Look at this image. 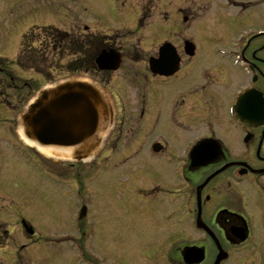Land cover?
<instances>
[{"label": "flooded vegetation", "instance_id": "obj_1", "mask_svg": "<svg viewBox=\"0 0 264 264\" xmlns=\"http://www.w3.org/2000/svg\"><path fill=\"white\" fill-rule=\"evenodd\" d=\"M27 1L4 0L7 9L19 5V10L15 9L14 15H11L14 16L12 17L14 21L34 24L29 27L28 32L21 34L22 44L19 49L25 50L29 45L27 48L32 52L41 49L44 53L51 51L53 54L63 55V29L59 34L47 36V26L35 25L40 18L50 13L55 17L59 13L57 18L63 21V2L57 5V9H50L51 4H48L50 0H40V5L36 4V0H29L26 3ZM155 1L160 18L171 22L172 36L178 41L195 40L192 30L196 25L202 29L204 38H218L220 41L210 48L211 57L216 61L210 68L196 74L194 67L199 50L196 43L193 56L186 55L185 49L178 47L181 56L180 69L172 76L154 75L144 67L139 82L141 84L139 117L142 127L138 133H135V128H124L121 125L126 123L121 122L120 113H117L114 134L117 131L128 132L133 139L139 135L142 154L149 157L152 162L142 163L138 167L146 174V179H151L146 184L149 189L144 190V199L147 194H154L159 197L152 199L153 207L159 204L161 199L162 203L175 205L171 210L156 216L151 211L152 205L147 206L150 210L141 212V219L148 225L149 222L157 225L164 221L178 227L179 213L184 210L182 219L186 218L185 214L190 216L188 222L192 227L189 225L188 233L195 237L193 242L186 243L204 250L203 258L196 264H213L217 256L216 246L204 230L197 228L196 219L200 218L213 229L225 249L228 245L233 246L227 238L231 230L246 228L250 235L252 234L250 215L240 208H235V200L242 195L236 189L241 188L245 193H250L251 189L258 190L264 187V173L255 175L249 170V166L264 170V124L261 125L260 122L262 118L252 101L238 110L235 108L238 97L249 89L262 92L264 97V0ZM181 29L183 31H180ZM13 40L10 31L1 34L0 51L8 48ZM83 41L84 37L81 36L78 44L83 46ZM175 44L177 46L178 42L175 41ZM108 46L118 47L125 55L127 54L125 46L129 45L123 44V41L119 43L114 41L112 44L109 39L104 38L101 47ZM99 48L97 46V49ZM159 90H163L162 95ZM150 112L155 114L154 118ZM201 114L209 116L204 119ZM243 119L250 121L246 122ZM161 127L167 129L165 131L167 133L160 132ZM170 133L173 134L174 142H170ZM201 141L217 144L218 154L209 162L206 160V163L210 164L196 169L190 164L194 161L191 150ZM155 143L161 144L159 152L153 150ZM235 151L241 152L235 154ZM146 160L148 161V158ZM163 161L165 163H157ZM226 163H246L247 166H232L216 174L202 189L199 199L196 192L198 185ZM47 166L51 167L49 164ZM164 171L167 175L154 178L148 175L149 172L162 174ZM130 180L128 176L127 182ZM154 181L162 184L152 188L151 183ZM185 183L189 184L181 185ZM9 187L3 181L0 183V264H52L48 254L53 249L48 245L49 241L21 214L19 205L14 206V202L8 201L5 197ZM185 194H188V204L183 207L182 200L180 205L178 203L179 195L185 197ZM216 196L223 201L219 207L214 201ZM212 206H216L217 209L213 211ZM142 207L146 206L137 204L136 210L139 211ZM212 214L211 220L206 221L205 217L208 219ZM8 219H11V223H8ZM262 232L264 233V230ZM178 248L179 244H175L171 249L172 255L170 251L165 257H152L150 264H185L178 253ZM37 253L40 256H37ZM60 258L63 264V250ZM245 263L246 261L238 264ZM261 263L262 261H259L257 264ZM89 264L106 263L94 258Z\"/></svg>", "mask_w": 264, "mask_h": 264}, {"label": "rangeland", "instance_id": "obj_2", "mask_svg": "<svg viewBox=\"0 0 264 264\" xmlns=\"http://www.w3.org/2000/svg\"><path fill=\"white\" fill-rule=\"evenodd\" d=\"M56 1L52 2L50 0V3H48L51 4L50 9L57 8L59 3ZM61 1L63 2V21L61 22L60 19H57L60 21V25L63 26V33L71 32V36L74 39L81 35L84 26L87 24H89V30L92 33L109 34L110 36L112 35L109 37L112 39H114L113 37H124V34L128 30H124L123 28H132L133 23H137L140 7L143 11V18L148 17L146 21L149 19L157 21L159 19L157 1L155 0H76L77 3H75V0ZM145 1H148L147 5ZM3 2L4 0H0V33L13 29V27H18L21 23L18 20L14 21V18H12L14 16H11L14 15L15 9L19 10V5L12 6L13 9L6 8L3 10ZM28 2L29 0L26 3ZM36 4L40 5L41 1L36 0ZM66 9L67 11H65ZM11 10L12 13H10ZM8 15L11 16V19L7 18ZM52 15L50 13L45 17L43 16L39 19V22H55L56 17ZM74 17H77V19L74 20ZM143 23L145 24V22ZM30 25L32 26V23H24L22 29H19L18 32L26 30ZM160 25L162 31L169 30V27L164 23ZM244 25L250 26V24ZM146 32L147 38L145 39L148 40L147 42L150 45H154L158 40L163 38L159 32L158 24H153L151 27L149 25ZM192 34L199 46L194 67L195 73L198 74L202 70L210 68V65L216 61L211 57L210 48L220 40L218 38H204L199 25L194 27ZM124 40H127V37ZM131 40L130 46H125L126 59L123 61L120 69L115 72L101 73L93 67L92 63H89L87 64L88 66L84 67V70L88 67H93L94 70H89L88 73L70 74L64 68V65L70 59L66 56L68 54L63 53V58H59L61 56L58 57L55 54L53 55L56 57L58 65L63 66V69L53 70L49 79L52 82H59L76 74L75 76L84 77L95 82V84L100 82L102 86L106 85L105 87L109 91L120 97H124L128 114L127 129L135 128V133H138L139 128L142 127L141 118L138 113L140 112V87L138 83L139 77H135L134 74L147 65L146 61L150 57L149 55L155 54L159 45L152 50L151 54H148L143 52L142 48L140 52L137 50L140 48L137 37L134 36ZM123 43H128V40L123 41ZM136 50L137 52L135 53ZM16 55L17 51L12 48L3 50L0 53L1 58L10 60L15 59ZM84 55L88 57L87 54ZM18 72L20 71H13L14 77L9 76L8 79L5 77L3 80H0V83H5L4 86L0 87V115L3 117V120H7V122L3 121L0 124V183L3 181V183H8V185L10 183L19 184V186L9 187L11 194L9 195L10 192L7 191L6 198L8 201H10V197L13 201L17 199L28 201L29 205L21 208V212L45 238L63 237V243H57L60 247L63 245V259H67L63 264H82L80 261L77 262L78 256L75 251L77 244L71 246L76 238H80L70 227V220L76 216L78 212L77 208L81 205L77 202L79 200L74 198L78 193L85 195L84 199L88 200L86 202L91 209L89 221L92 219L90 228L93 230L94 240L86 250L88 257L90 256L92 260L97 258L106 264H150L152 257H165L175 244L194 241L195 237L188 233L190 230L188 222L190 216L187 214H185L186 218L184 220L180 217L183 221L181 220L182 225H178V227L173 226L171 222L164 221H160L157 225L154 222H149L150 225H148L141 219L140 213L147 211V209L150 210L147 206L152 200L145 201L144 190L149 189L146 184L151 179H146V174L140 168L134 167L138 166L139 163L152 162L149 160V157L144 154L140 155L139 150H136L140 145L139 135L136 134L137 136L133 139L130 134L128 135V132H125L121 137L120 150L110 163L99 162L98 160L101 159L99 157V159L91 163L86 162L80 166L78 164L70 165V162L46 158L42 156L43 154L41 155L40 152H37L36 149L27 146L22 140H19L20 136L19 134L16 136V134L20 130V125L18 124L20 114L26 109L27 104L38 92L37 90L41 88L42 84L35 80V78L30 79V77H34L32 72L26 73L27 79L23 78ZM0 76L4 75L0 74ZM20 77L23 79H19ZM162 91L159 90L158 92L162 95ZM162 109L164 108L162 107ZM151 115L154 118L155 114L151 113ZM208 116V114H201V117L204 119L208 118ZM148 119L150 120V116ZM165 131L167 129L160 128V132ZM10 132L14 134L10 135ZM112 134H114V129L109 134L110 136H108V142L111 141ZM170 136V142H174L173 134L170 133ZM131 139L135 140L136 144L129 147ZM109 146L106 147L105 154ZM25 148L33 150L35 156L31 155L32 153ZM240 152L235 151V154ZM243 153L248 154L247 152ZM125 156L130 158L128 161L120 163ZM35 157L43 160L44 163L55 164L53 166L58 170L57 173L63 174L62 178L64 182L62 186L55 185L54 181L46 173L43 172L41 174L38 167H33V163H41ZM147 158L148 161L146 160ZM148 175L154 178L159 175H167V173L166 171L162 172V174L149 172ZM128 176L131 178L129 182H127ZM86 178L94 180L93 185L90 181L87 182V187H91L89 189L81 186L82 181ZM10 179L13 180L9 181ZM158 184L162 183L158 181L152 182V188ZM236 190L243 196L241 195V198L237 199L238 201L235 200V208L246 211L251 218L256 219V226L252 229V233L257 235L255 239L258 237L259 242L255 247H246L244 249L246 251L242 250L240 253H233V259L227 264H238L245 261L247 264H257L259 261H262L261 264H264V233H261L264 230V187L258 190L251 189L250 193H245L241 188H237ZM187 195L185 194V197L179 195V205L181 204V200L183 201V207L188 204ZM214 201L218 207L223 202L218 196H216ZM137 204H143L146 207H142L137 211ZM174 206L172 203H162L161 199L160 203L154 207L152 204L153 208L151 211L156 216L162 212L171 210ZM212 209L214 211L217 207L212 206ZM183 212L184 210L181 213ZM212 216L213 214L208 219L205 217L206 221L211 220ZM8 220V223H11V219ZM66 236H70V238L65 239ZM85 241L84 239L83 244H86ZM49 254L53 257L54 264H61V258L58 256L59 253L55 255V252L52 251ZM170 254L172 255L173 253L171 252ZM175 254L177 256V252ZM37 256H40V254L37 253Z\"/></svg>", "mask_w": 264, "mask_h": 264}, {"label": "water", "instance_id": "obj_3", "mask_svg": "<svg viewBox=\"0 0 264 264\" xmlns=\"http://www.w3.org/2000/svg\"><path fill=\"white\" fill-rule=\"evenodd\" d=\"M167 47L163 48L164 61L167 57H173ZM163 60L154 64L162 65ZM120 61V56L116 58L115 53L108 55L105 52L97 60L105 69H116ZM156 71L167 72L161 68ZM112 117L110 102L97 86L86 81L70 80L44 90L26 108L21 118L26 138L36 146L49 148L51 151L69 147L74 151L73 157L81 160L98 149ZM191 249H184V257ZM224 256L225 254L219 255L216 263Z\"/></svg>", "mask_w": 264, "mask_h": 264}, {"label": "bare ground", "instance_id": "obj_4", "mask_svg": "<svg viewBox=\"0 0 264 264\" xmlns=\"http://www.w3.org/2000/svg\"><path fill=\"white\" fill-rule=\"evenodd\" d=\"M40 149H42L43 151L46 150L47 152H52L49 148H44V147H43V148H40Z\"/></svg>", "mask_w": 264, "mask_h": 264}]
</instances>
